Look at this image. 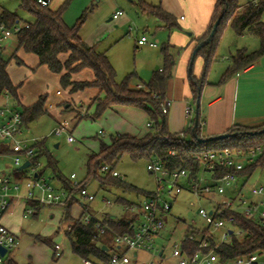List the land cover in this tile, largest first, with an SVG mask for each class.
<instances>
[{"label": "trees", "instance_id": "obj_1", "mask_svg": "<svg viewBox=\"0 0 264 264\" xmlns=\"http://www.w3.org/2000/svg\"><path fill=\"white\" fill-rule=\"evenodd\" d=\"M70 0H66L58 9H52L51 4L44 6L37 0H21V7L28 11L33 20L28 21L30 26L19 31L16 36L17 48L11 55L16 58L19 64L23 61L18 58L17 51L22 49L27 53L35 54L39 59V65H46L52 72L60 75V85L63 90L73 94L89 88H98L104 96H96L92 104H96V112L93 118H100L106 110L115 105H127L144 109L149 115V129L142 136L129 133H115L109 142L100 140V150L90 157L87 170L88 176L82 181L83 186H87L92 178H97L101 187H118L125 191L143 193L136 186L127 183L122 178L114 177L110 174L100 176L103 165H111L113 168L118 164L123 156L129 155L133 160L158 157L165 166L170 168L185 167L192 170L193 175H197L200 170L199 162L195 158L197 152L220 149L249 150L256 146H261L262 154L243 170L236 171L234 168H217L215 176L219 177L227 173L236 172L239 176L251 178L258 168H264V124L259 126L237 125L230 129L229 137L224 139L201 141L196 136H200V108L199 123L196 133L193 131L196 118L192 120V126L184 133L173 134L168 129V113L163 112L162 103L167 99V89L172 78L174 59L169 51V44L162 48L164 55V65L158 68L152 79L141 87L131 86L130 74L122 82L117 80V71L108 58L106 52H101L96 45L88 44L80 35L82 25L87 19L89 10L83 12L77 23L70 26L64 20V13L68 8ZM137 4L143 12L157 16L164 21L170 29L180 28L176 17L166 11L161 4L154 5L145 0H138ZM3 14L8 25H13L19 16L8 10ZM264 0L250 1L245 6L240 4V0H216L212 20L206 33L196 39V47L199 43L206 41L214 27L215 22L220 20L214 36L197 53L204 58V68L200 77L194 73V63L189 68V81L192 90V101L197 105L200 100L202 90L207 83V76L213 62L217 58L220 42L225 29L230 25L236 34L249 33L260 39V48L248 52L246 48L236 51L231 57V64L223 74L220 83L226 82L237 72L247 68L264 56ZM61 55H66L62 60ZM11 59H7L5 52L0 56V96L4 89H8L14 102L21 107L23 112L24 125L28 128L29 123L36 120L45 113L47 94L39 96L36 102L30 105H23L18 92L20 84H15L7 70ZM89 68L94 73L93 79L76 80L73 74ZM1 98V97H0ZM87 116V115H86ZM85 117V116H84ZM190 136V137H189ZM37 149V159L45 153V142L40 140L35 144ZM50 166L53 162L49 161ZM44 171V170H43ZM42 171V172H43ZM55 178L63 183L66 188H72V181L64 178L55 170ZM146 198L153 196V192H144ZM75 200L70 201L65 208L62 222L65 224V233L71 241V247L75 254L83 259H90L96 264H108L110 260V250L113 248L114 235L111 231L100 234L96 227V220L85 223L82 219L73 218L71 206ZM119 202L126 208L137 202L119 198ZM89 209V207H87ZM235 224L245 231V236L239 238L233 236L230 243L223 244L218 250L222 258H234L240 255L253 252L264 253V226L259 222L247 219L241 214H235ZM135 217L130 211L125 210V214L117 219H110L109 223L116 232H132V222ZM189 226L187 232L191 231ZM113 242V243H112ZM191 243V242H190ZM192 249L197 247L196 242L190 244ZM104 246L108 249L105 250ZM8 264H18L10 260Z\"/></svg>", "mask_w": 264, "mask_h": 264}, {"label": "rangeland", "instance_id": "obj_2", "mask_svg": "<svg viewBox=\"0 0 264 264\" xmlns=\"http://www.w3.org/2000/svg\"><path fill=\"white\" fill-rule=\"evenodd\" d=\"M64 1L53 0L51 7L57 8ZM137 1L70 0L64 13L66 23L73 26L83 12L89 10L87 19L81 28L83 39L95 40L91 44L96 45L99 50L107 49L109 59L117 71L118 82H122L126 76L133 74L131 79V86L133 87L138 83L145 85L149 82L152 75L145 83L140 79L142 78L140 74L141 72L142 74L147 73L150 64L157 55L155 51L161 53L163 46L168 42L164 36L158 35L162 31L155 24L158 20L154 16L143 14L136 4ZM249 1L251 0H240V4L246 5ZM4 10L16 13L21 21L33 20L32 15L21 7V0H0V12ZM117 10L123 11L124 15L118 21H108ZM158 22L162 26L164 25L162 21ZM163 30L169 31L166 28ZM155 32L156 35H154ZM226 33L228 37L223 40V48L217 53L219 61L224 62H227L229 58V50H232V45H236L235 40L232 41L231 36H229L234 35L230 25L225 29L224 35ZM142 35L157 40L159 47L152 49L145 45L136 48V41ZM239 39L238 42L241 43V46L247 48L250 46V50H254L260 44V39L254 35H247L245 38ZM16 48L17 42L14 38L5 51L8 60L11 59ZM17 56L23 61V64H19L16 58H12L7 70L13 82L17 85L20 84V91L18 90V92H20L23 105L33 104L41 94H47V111L29 123L25 132L26 136L36 137L45 142V153L40 155L38 159L41 164L39 170H44V175L57 188L61 185L59 180L55 178V170L66 179H70L72 174H76L77 177L73 181H84L88 176L87 166L91 155L100 150V140L109 142L111 136L116 133L114 126L116 116L109 112L100 118H93L92 115L96 112V104L88 106V113L86 104L85 106H76L69 103L67 109L61 106L59 102L61 97L58 98L55 93L56 88L63 89L58 74L52 72L46 65H39L38 57L33 53H27L20 49L17 51ZM160 66L163 67V58ZM75 77L79 80L91 79L93 78V71L86 68L79 73V76L77 74ZM93 90L94 88H90L77 94L83 98H88L87 93H92ZM66 104L68 103L66 102ZM59 126H64L66 131L57 135L53 131ZM70 134L75 139L73 142H69L67 139ZM50 160L53 162L51 166ZM147 163V158L133 160L129 155H125L115 166L116 170L121 173L122 179L143 191L141 194L125 191L118 187L103 188L97 178H92L87 185L88 191L97 197L91 203L92 208L96 210L103 208V210L116 213L118 217H121L125 211L123 204L119 202V198L137 203L143 202L146 199L144 192H153L157 188L155 177L147 169ZM3 169L7 171L15 169L11 157L0 159V170ZM98 173L103 177L108 175L102 171ZM256 180L264 183V168H258L254 172L250 184L252 185ZM251 185L248 187L251 188ZM104 199L111 200L112 205H106ZM24 207L25 204L22 203L14 206V211L7 213L3 219L4 223L15 232L19 239L18 249L14 255L12 254L19 264H84V259L73 252L71 241L65 233L66 226L62 222L63 207L52 206L54 217L51 216L50 206L44 207L39 213L24 217ZM201 207L208 210L212 204L205 198L193 195L187 189L175 198L164 238L160 241L165 246L167 258L159 261L158 264H178L177 258L172 256L173 246L179 238L185 235L190 225L203 226V220L199 215ZM82 212L83 209L78 204L72 209L71 215L73 218H79ZM56 244L62 245L61 256H55ZM149 258L150 255L141 252V259Z\"/></svg>", "mask_w": 264, "mask_h": 264}, {"label": "built area", "instance_id": "obj_3", "mask_svg": "<svg viewBox=\"0 0 264 264\" xmlns=\"http://www.w3.org/2000/svg\"><path fill=\"white\" fill-rule=\"evenodd\" d=\"M37 1L44 6H49L52 2ZM122 13L123 11L119 10L113 17L118 18ZM29 26V22L21 20L8 25L3 12H0V56L7 50L16 34ZM138 44L153 47L158 45L146 35L138 39ZM0 97V159L11 157L15 165V169L10 171L0 170V264H8L18 246V238L3 220L14 206L25 204L23 215L28 217L36 212L38 206L67 207L73 200L81 202L84 208L82 219L85 223L97 219L96 227L100 234L108 231L113 233L114 243L108 264H158L167 258L165 246L160 241L164 238L174 200L186 189L199 198L207 199L212 207L208 210L201 207L199 215L203 220V226L190 225L192 230L186 232L174 244L172 256L177 258L178 264H264L262 252L223 259L218 250L223 244L230 243L234 235L239 238L245 236V231L235 224V214H241L264 226V184L251 185L252 195L260 197L259 201L252 202L241 194L234 196L227 194L228 188L236 187L245 177L239 176L236 172L215 176L217 168L243 170L262 154L261 146L247 151L225 148L197 152L195 158L200 165L197 175H193L192 170L182 166L167 167L158 157L150 158L147 169L154 175L157 188L153 191L152 197L124 208L135 218L129 221L132 222L133 231L121 233L111 227L109 220L99 219L89 211L88 205L97 197L89 192L82 182L73 181L77 177L76 174H72L70 178L72 188H57L44 172L39 170L41 164L37 159L35 144L40 139L25 135L28 128L24 125L23 112L14 102L11 92L4 89ZM171 106L172 101L167 98L162 103L163 112H169ZM193 113L194 106L188 105L186 114L193 116ZM65 131L64 126H59L53 132L60 135ZM181 136L183 137L184 133H181ZM67 139L69 142L75 140L71 134ZM26 161H30V165L20 169ZM102 172L122 178L121 173L111 165H103ZM206 175H209V178ZM104 202L106 205L113 203L109 199H104ZM190 242H196L195 250L192 249ZM1 248L6 250L5 254H2ZM141 252L150 255V258L141 259ZM61 254L62 245L56 244L55 255ZM84 264L96 263L84 259Z\"/></svg>", "mask_w": 264, "mask_h": 264}, {"label": "crops", "instance_id": "obj_4", "mask_svg": "<svg viewBox=\"0 0 264 264\" xmlns=\"http://www.w3.org/2000/svg\"><path fill=\"white\" fill-rule=\"evenodd\" d=\"M145 1L154 5L161 4L166 11L170 12L176 17L177 23L180 26V28L170 29L165 25L164 21L160 20L157 16L147 12H143L136 2L140 11L143 14H149L151 16H154L156 20L162 21L164 23V25L162 26L161 24H159L158 21L157 23L155 22L156 26L157 27L159 26L162 29V31H160L158 35L159 36L162 35L164 36V39H168L167 40L168 42L166 44L170 45L169 51L174 59L172 78L169 81L168 89H167V98L172 101V106L168 113V129L173 134H180L192 126V120L195 118L196 115V104H194L192 101V90L189 81V68H190L193 51L196 48V39L202 37L206 33L207 28L213 17L216 0H151V1L145 0ZM251 1H257V0H251ZM62 4H60V6ZM60 6H58L57 8H53V7L51 8L58 9ZM123 15L124 12L118 18H114L113 16L110 17L108 21L111 20L118 21ZM18 20L21 19L18 18ZM163 28H166L169 31H165L163 30ZM233 32L234 35H229V36H231L230 39L232 41L235 40L236 45L235 44L232 45V50H229V58L227 62L219 61L218 59L219 56L217 54V58L213 62L207 76L208 84L204 86L200 97V125H201L200 136L203 138H211L222 135L224 133H227L230 129H232L237 125L259 126L264 124V56H262L254 64L234 74L226 82L220 83L223 74L226 72L227 68L231 64L232 55L235 54L238 49L246 48L248 52H252L260 48V44L254 50H250L249 48L250 46L248 48L243 45L241 46V43L238 42V40H240L239 38L243 39L247 35L250 36L253 35L249 33L238 35L235 33L234 30ZM81 33L82 32L80 30V35ZM154 35H156V32ZM227 37L228 35L226 33L220 42L217 53H219L222 50L224 44L223 40L226 39ZM149 40L157 42V40H155L154 38H149ZM85 41L90 45H92L91 43L95 42V40L90 41L89 39ZM136 43H137L136 48L145 46V45H139L138 39ZM147 46L152 49H157L159 47V45H157L156 47L150 45ZM99 51L106 52L108 55L107 49L99 50ZM155 52L157 55L150 64L147 73L142 74L141 72L140 74L141 77L144 79L143 80L142 78H140L143 82L148 80L151 75H152L151 76L152 79L154 72L158 68H162V66H160L162 64V58L164 65V55L162 50L161 53L159 51H155ZM61 58L62 60H65L66 55L65 57H62L61 55ZM203 68H204V58L199 56L195 59V63H194L195 75L200 77L202 75ZM80 72L75 73L74 79L79 80L75 76L77 74L79 76ZM58 76L60 82V75L58 74ZM93 78H94V73H93ZM141 85L142 84L138 83L135 85V87H139ZM79 92L71 94L68 91L60 88H56L55 90V93L57 94L56 96L58 98L61 97L59 100L61 106H64L67 109L69 108V103H72L73 105L76 106H81V105L85 106L86 104L87 113H88V106H91L93 99L98 95L101 97L104 96V93H101L98 88H94L92 93H87L88 98H83V96L78 95L77 93ZM66 102L68 104H66ZM188 105L194 106L193 116H188L186 114V107ZM45 109L46 110L48 109V106L46 104H45ZM109 112H112L116 116V123L114 124L116 128L115 130L116 133H129L139 137H142L147 133L149 128V115L144 109L134 106H127V105H115L109 108L108 110H106L104 115L109 114ZM206 176L209 178V175ZM250 179L251 178L249 179L243 178L236 187L228 188L227 189L228 195L234 196L241 194L252 202L259 201L260 197L252 195L250 191V186L248 187V185H251ZM59 182L61 186H58V188H63L64 187L63 183L61 181ZM254 184H264V183L261 182L260 180H256V182L252 183V185ZM78 204L81 205L83 209V212L81 213L82 215L84 213V208L80 201L78 202L76 201L72 204L71 213H72V209ZM44 207L47 206H38L36 208L35 213H39ZM50 207H51L50 208L51 216L54 217V214L52 212L53 207L52 206ZM88 207H89V211H91V213H93L99 219L119 218L116 213H112L108 210H103V208L99 210L92 208L91 203L88 205ZM63 208H64L63 210L65 211L66 207ZM14 209L15 208H13L9 213H12ZM8 228L11 230L9 226ZM12 232L15 234L14 231ZM18 243H19V239H18ZM17 249L18 246L13 251L12 253L13 255L15 251H17ZM13 255L11 256V260L18 263L14 259Z\"/></svg>", "mask_w": 264, "mask_h": 264}, {"label": "water", "instance_id": "obj_5", "mask_svg": "<svg viewBox=\"0 0 264 264\" xmlns=\"http://www.w3.org/2000/svg\"><path fill=\"white\" fill-rule=\"evenodd\" d=\"M220 20H221V19H218V20L215 22L214 27H213V29H212V31H211L210 36L208 37V39H207L206 41H203V42L199 43V44L197 45V47L194 49V51H193V55H192V59H191V65L194 63V60H195V57H196L198 51H199V50H200V49H201V48H202L207 42H209V41L211 40V38L214 36V34H215V32H216V29H217L218 26H219ZM199 108H200V100H198L197 105H196V115H195L196 121H195V125H194V127H193V131H194L195 133H196V130H197V127H198V123H199ZM229 135H230L229 133H224V134H222V135L215 136V137H211V138H209V139H211V140H215V139H219V138L224 139V138L229 137ZM196 136H197L198 139L201 140V141H206V140H208V138H203V137H201V136H198L197 133H196ZM29 165H30V161H26V162L20 167V169H24V168L28 167ZM104 249L107 250L108 248H107L106 246H104ZM1 252H2V254H5L6 250L1 248Z\"/></svg>", "mask_w": 264, "mask_h": 264}]
</instances>
